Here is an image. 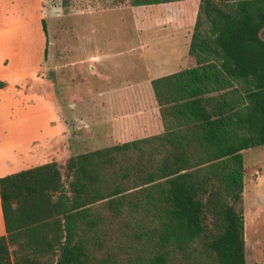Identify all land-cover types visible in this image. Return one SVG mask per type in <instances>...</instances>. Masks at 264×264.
I'll use <instances>...</instances> for the list:
<instances>
[{"label":"trees","instance_id":"1","mask_svg":"<svg viewBox=\"0 0 264 264\" xmlns=\"http://www.w3.org/2000/svg\"><path fill=\"white\" fill-rule=\"evenodd\" d=\"M263 30L264 0H200L194 64L152 79L163 131L1 176L0 264H247L244 150L264 145ZM130 229L127 261L120 246L98 256Z\"/></svg>","mask_w":264,"mask_h":264},{"label":"rangeland","instance_id":"2","mask_svg":"<svg viewBox=\"0 0 264 264\" xmlns=\"http://www.w3.org/2000/svg\"><path fill=\"white\" fill-rule=\"evenodd\" d=\"M199 3L200 0H179L135 6L130 0H69L68 3L64 0L46 1V70H43V64L40 66V58L33 50L31 73L35 79L43 77L53 80L64 109L67 142L74 147L75 153L111 146L124 139L118 129L99 127L97 121L101 113L97 109H101L100 107H96L94 113L85 107L80 108L76 94L81 93V88L78 90L77 85L82 80L85 82L81 78L82 73L85 74L90 69L88 63L82 64L81 58L88 62L92 51L97 50L105 55L112 54V58L107 62L104 60L100 67L114 76L107 82L101 81L105 77L94 79V88L97 90L102 87L104 91V87H110L113 83L115 86L117 82L124 81L125 87L129 84L133 91L138 84L142 98H136L139 104L132 99L130 105L141 106L140 111L149 109L152 104L149 82L192 65L188 64L186 54ZM261 35L264 38V30ZM91 85L92 83L89 84ZM116 111L121 115L122 109L116 107ZM133 113L138 115L139 111ZM90 117L93 120L91 122L88 121ZM58 126L59 123L56 128ZM38 131L45 133L46 129ZM26 136L27 124L24 127L22 124L16 125L12 137L14 146L10 147L12 151L8 149L5 153L0 149V163L4 165V169L14 171L16 167H12L10 158L21 149L19 143ZM244 158L246 175L242 208L246 220L247 264H264V145L244 150ZM3 226L0 204L1 231ZM132 231L130 229L124 234L125 231L122 230L120 235L123 237L112 231L108 245L97 252L98 256L108 255L112 249L120 246L123 248V260L127 261L130 251L126 247L132 244ZM127 239H131L128 244L125 243ZM207 264L219 263L210 257Z\"/></svg>","mask_w":264,"mask_h":264},{"label":"crops","instance_id":"3","mask_svg":"<svg viewBox=\"0 0 264 264\" xmlns=\"http://www.w3.org/2000/svg\"><path fill=\"white\" fill-rule=\"evenodd\" d=\"M46 1L0 0L1 151L5 153L8 149L12 151L10 147L14 146L12 137L16 125L22 124L24 127L27 124V136L19 143L21 149L10 158L12 167L16 168L14 171H9L0 163V177L16 172L17 169H26L52 160L64 163L68 156L78 154L67 142L64 109L56 94L53 80L43 77L35 79L31 73V65L34 62L33 50L40 58V66L43 64L42 68L46 70L44 61L47 35L43 27V19L47 11ZM189 47L186 59L188 64H194V58L189 54ZM111 56L112 54L105 55L101 50H97L92 51L88 62L81 58L82 64L88 63L90 69L88 72L85 71V74L82 73L81 78H84L85 82L82 80V83L77 85L78 90L81 88V93L76 94L80 101V108L85 107L94 113L96 107H100L101 109H97V112L101 113L97 121L99 127L118 129L124 138L121 141L160 133L164 128L152 80L149 82L152 104L149 109L146 108L143 111H140L141 106L130 105L132 99L136 102V98L142 94L138 90V84L134 86L133 91L129 84L125 87L124 81L117 82L115 86L113 83L110 87H104V91L102 87L97 90L94 88V79L105 77L101 81L107 82L111 76H114L100 67L104 60L107 62L112 58ZM90 83H92L91 86H89ZM145 106L146 103L143 104V107ZM116 107L122 109L121 115L117 113ZM137 111H139L138 115L133 113ZM88 121L93 120L90 117ZM58 123L60 126L56 128ZM91 125L90 127H93ZM41 128H45L46 132H39ZM0 232L6 233L5 226Z\"/></svg>","mask_w":264,"mask_h":264}]
</instances>
